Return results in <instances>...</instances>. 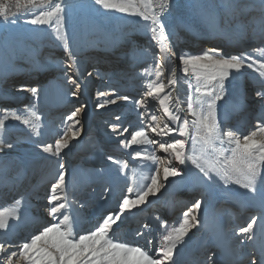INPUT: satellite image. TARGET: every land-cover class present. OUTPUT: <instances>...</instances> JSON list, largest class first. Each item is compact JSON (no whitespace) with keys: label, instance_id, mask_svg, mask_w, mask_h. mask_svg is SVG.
I'll use <instances>...</instances> for the list:
<instances>
[{"label":"rangeland","instance_id":"rangeland-1","mask_svg":"<svg viewBox=\"0 0 264 264\" xmlns=\"http://www.w3.org/2000/svg\"><path fill=\"white\" fill-rule=\"evenodd\" d=\"M62 1L64 4H69L72 1L68 7L64 6L62 33L68 41L69 48L71 47L73 50L75 46H77V42H79V44L83 43L85 37L88 39L87 45L89 47H94L97 43L102 44V51L111 50L110 47L112 45L108 42L104 43L106 41L103 40V38L110 36L113 40L118 39L119 41L115 46L117 47L116 49L119 50L125 48L124 51L132 50L131 45L135 44V41H133L134 37L148 38L147 41L151 44L152 49L154 48L153 51L148 54H140L139 57L135 56V60L142 61L132 70L128 71L126 75L119 76V74H117V76H119L116 77L118 85H116L115 82V85L111 84L108 89L118 88L123 92L120 91V93L114 97L108 95L104 102L106 100L117 99L118 97L124 96L123 94L125 92L131 93L130 97L132 100H141L144 93L147 91L148 81L154 80L155 76L142 75L139 77L138 85H142V87L146 89L145 91L134 90L123 81L127 79V75H129V78L131 76H138L143 70V68H141L142 66L147 70H151L155 64L156 57H161L163 59L160 51L161 45L151 39L152 33L145 27V25L150 24V22L144 21L139 16L121 13L112 9H104L100 5H97L95 0H90L88 2H74L77 0H53L54 3ZM233 2L234 0H169V8L162 14H160V9L158 7H154L153 10L160 14L161 23L165 26V34L168 38L167 44L170 46H173V44H179L186 38V36L196 35L202 32H212V34H214L213 24L211 21L206 20L211 18L220 29L227 27V25L228 28L233 29L232 35L239 38L241 43L239 46L242 47L238 52L252 55L255 59L264 60V58L259 56V53L258 55L251 52L249 53L250 49H253V45L257 46L258 44L261 46V43L263 42L254 44L250 41L248 45L247 43L241 42L242 39L246 41L249 40L252 36V32L259 28L260 20L264 17V10L260 12L262 8L256 6L255 9L257 10L254 11L252 17L247 21L241 19L239 22L237 21V23L233 22L234 17H236L239 12L234 14V17H230V19L222 20L223 15H228L232 9L235 10L236 5L239 6V0H237L235 6L233 5ZM249 4L250 6H253V3ZM0 5H3L8 9L7 20L0 16V22L7 23L1 30V41L11 39V41H14L15 45L17 44V46L24 48L18 39L11 38L7 35L10 32L15 33L21 31L20 36L25 40L24 43L28 50L27 53L28 55H32L30 57L34 59L25 61L22 57L23 63L18 64L19 67L25 68V70H30V72L38 69L36 72H39L40 67L44 66L51 71L49 76H44L43 80L41 79L36 86L37 89L40 88V91L43 90L41 95H39L40 98L38 101L37 97L27 96L30 98L28 101L30 100L31 105H34L36 108H31L30 112L19 110L14 112L20 116L29 115L33 111L36 112L40 116V119H32L31 124L36 126V131L39 132V135L34 134L31 124L25 125L22 121L12 119L11 115H8L9 119L5 121L6 130H4L3 133H8L5 135L7 136V139L1 140L11 143L12 145L14 143L17 145L14 144L15 146L13 145V147L15 148L8 150L11 151V154H8L9 152L4 153L7 150H3V153L6 156L2 155V158L4 159L0 161V178L2 177L3 179L1 180V183L2 185L5 184L3 186L4 188L9 186V183H5L10 180V177H8L9 175H15L18 178H21L22 181L16 183L20 186L27 182L31 183L32 178L35 177L37 179L39 178V180L45 177H52L49 181L48 187L45 191L38 193L39 195H31L30 193L32 190L28 192L29 195H26L25 190H22L14 196H21L19 199L21 201H26L27 203L26 206H22L20 216L23 214L30 217H38L40 213L45 214L52 219L51 221L47 220L46 226H49L50 224L58 223L59 220H62V215L57 213L55 218L50 216L48 209L52 205L49 203V205H45L44 207L46 208V211L41 210L40 212V209L37 208L38 205L33 204V201L35 199H39L38 201L48 200V196L51 194L50 186L56 181L58 173L61 171V169H59V163H64L65 168L63 171L66 174V187L60 194L66 196L67 199L64 201L65 208L60 211L69 216L70 222L76 233H88L94 230L106 215L115 214L119 211L118 206L125 195L134 197L136 191L143 188L146 183H150V181L145 180V177H148L151 174L155 165L150 161L136 158L135 154L137 151H149L155 146L132 145L131 147H124L121 141L130 140L131 134L135 130L144 127L146 123L150 122L149 117L151 114L161 116L164 122H167L169 126L174 127L175 125L164 116L163 110L156 100H153L154 103H156L154 104V111L148 109L147 106L141 108L135 102L126 104L122 103L123 105L121 104L117 106L114 105L113 108L107 109L106 111H100V108H97V103L101 104V100H96V92L101 88L100 86H105L104 82L96 81L95 83V81L91 79H83L86 69L81 73L78 72L77 68H80V63L77 60H73V57L77 58L76 56L79 55L76 54L77 52L72 53V58L70 60L65 50L61 51V48L64 47V45L61 40L57 39L55 25H32L29 23L33 18V13L46 9L32 6L28 4L27 0H0ZM220 15H222V17L217 20L218 22L214 21ZM247 26L250 29V32L245 35L244 28ZM128 34H132L134 37L128 38L130 43L128 41L127 44L124 39ZM90 38H93L94 40ZM124 42L126 44H124ZM207 47L208 45L203 43L198 49L197 55H204ZM45 48L49 49L48 52L42 53V49ZM261 48H264V44ZM180 51L181 49H178V53H180ZM38 52L40 57L35 56V54L38 55ZM238 52L235 53L230 51V54L238 55ZM144 56L146 58H144ZM94 59V62H96L98 66H101L99 69H102V72H106L107 75L108 73L106 69L109 68L108 65L102 66L99 63V58L96 57ZM169 59H171L173 67H175L176 64L178 69L176 70V73L179 69L182 70L183 65L177 63V57L172 56ZM61 60L64 61V64L61 71H59V61ZM73 61L75 62V68L70 70V73L67 69V65ZM25 62L32 65L25 66ZM165 63L161 65L162 69H165L164 75L161 79L167 84L169 73L167 71L168 67L164 65ZM35 64L37 65L33 67ZM63 68L64 71L62 70ZM7 70L8 69H5V71ZM65 70L68 71V75H72L81 85L80 90L75 97L78 99L76 101H73L74 96L71 95L75 90V86L68 82V75L65 74ZM56 71L59 72L58 75ZM189 71L191 73L192 69L190 68ZM45 73L48 74L49 72L46 71ZM181 73L184 75L183 71ZM20 75L24 77L23 74ZM61 75H65V79L58 80L57 77ZM87 76L88 74H86L85 77L87 78ZM49 78L55 79L53 83L60 84L58 85L60 87L54 86L53 88H49V86H47L49 82H51L49 81L51 80ZM184 78L185 80H180L183 82L180 86H183V90L185 91L182 93V95L184 94L183 97H181L182 99L186 97L185 95H187L186 93L189 91V84L192 85L193 93L194 88L197 85V80L194 75L188 77L184 75ZM260 79L258 72L253 69L245 68L241 73H233L228 80L224 81V98L217 101V119L220 122L222 129L231 128L232 130H236L239 137H242L254 130L257 122L264 121V103L259 101L256 103L254 108L256 112L254 111L253 113L254 115L256 113L258 114L252 119L247 115L244 117L242 114L243 107H241V104L244 103L247 98L254 101L253 98H256L255 92L260 89L261 86ZM8 81L11 83L15 80L9 78ZM21 85H23V83H20L19 86ZM7 86L8 85L5 86V84H0V101H9V99L15 97L14 93H12V95H7L5 93ZM111 86H113V88ZM179 90L178 84L165 88L166 92H172V101L169 104L170 107L176 106L173 99L179 95ZM235 93L241 95V100L239 102L235 99ZM55 100H59L60 102L64 101L65 104H63L62 108L66 109L58 112L57 109H55L56 106L54 108V104L52 103V101ZM110 105L113 104H104V107ZM82 106L83 111L76 117V119L79 120V124L75 125V127L79 129V134L74 139H69V146L62 150L60 158L58 159L48 153L42 152V145H54L55 141L60 139L67 127V124L65 123L66 116L72 111H75L76 108ZM3 107L4 105L0 104V118L4 116V114H1ZM178 107L183 109L180 113L182 118H187L189 121L194 119V117L187 113V106L185 103L179 104ZM142 115L144 116V119H141ZM117 116L122 119L120 121H114ZM237 124L238 126H236ZM112 125H117L118 130L114 132L111 127ZM125 128L128 129L127 132L123 131ZM120 133L125 135L122 140L120 137L122 135ZM1 134L2 132H0V136ZM148 135L153 136L154 134L149 131ZM173 136L174 134L164 137L163 139L171 140L173 139ZM69 137H71V133H69ZM175 138L185 139L184 137ZM156 140L159 141L161 138ZM24 144L25 146H22ZM18 146H21L18 149L22 150H18ZM233 147H235V145L218 143L215 153H212L210 156L202 155L200 151V143L198 142L194 145L189 139L187 140L185 147V155L189 157V159L184 165H180L167 153L157 151L156 155L162 158V163L160 165L161 169L163 167H176L182 171V175L170 177L169 180L165 182L161 172L158 183L166 186L161 187L156 195L147 197L143 204H139L131 211H126L122 215L121 220L113 225L116 238L128 243L130 246H140L142 248L147 247L150 250V254L155 255L157 249L167 246L164 237L171 234L173 229L179 228L184 219V212L188 211L189 208H191V206L201 197H204L205 192L209 187L207 183H211L215 188V192H211V196L214 200L218 199L220 211L223 213V215H217L218 222L220 223V227L221 224L224 226L228 225L230 229L229 231L232 232L231 235L233 236L230 237L234 239L236 245L238 244L240 247H243L244 254L242 258L245 260L242 263L249 264L250 254L253 257H261L259 255H262L264 250V228L262 221H258L257 224L254 225L256 238L254 243L250 242L246 245H242L238 243L236 236L238 229L246 226L251 217L259 216V212L252 211L255 209L250 207L247 200L249 192L246 189L241 188L239 184L232 183V181L236 179L243 180V177L233 174L226 182L223 176L214 173L215 180L212 182L209 181L204 173L192 163L193 157L200 156L199 163L207 167L209 162H215V159L219 157L221 162L217 163L216 167L221 168L223 167V156L231 157L232 153L230 149ZM17 150L18 152L14 154L13 152ZM109 156L113 157L118 163H109ZM170 160L171 163H169ZM123 162H127L128 167L121 170ZM262 175H264V172H262ZM128 187L134 189L132 194L127 192ZM5 189L7 190V188ZM29 199L32 200L31 203L28 202ZM204 206L205 205L201 203L200 208L195 210V215L198 220L197 226L191 228L188 235L184 237V241L179 243L174 250L175 264L220 263L217 262L215 258L217 257V248H219V245L215 242L216 245L214 241H212L211 236V240H209V237L207 236H205V238L202 236L206 231L203 229L212 231V227L209 226V224L200 227L206 208ZM16 222L11 225V228L7 233H4V235L8 237L0 240V243L7 242L8 244H11V248H13L11 251H18L19 245H22L24 242H29L33 235H37L39 233L38 231L42 230V228H40L35 231L34 227L37 226L38 223L35 221L31 222L34 223V225H32L33 228L30 229V231L24 229L23 226L18 227L19 224L22 225L24 218L22 219L20 217ZM148 226H150V228ZM138 233H144V235L141 236L138 235ZM148 240L152 241L150 245L147 244ZM200 245L204 246V251L203 255L199 258L196 252ZM215 251L216 253H214ZM212 253L215 254V256H213V258H215L214 260L211 259ZM218 253L220 255V249ZM261 261L262 260L260 259V262ZM21 264H24V262L21 261Z\"/></svg>","mask_w":264,"mask_h":264},{"label":"snow or ice","instance_id":"snow-or-ice-1","mask_svg":"<svg viewBox=\"0 0 264 264\" xmlns=\"http://www.w3.org/2000/svg\"><path fill=\"white\" fill-rule=\"evenodd\" d=\"M27 2L40 9H46L33 13V18L29 23L32 25H55L57 39L62 41L65 52L71 60L72 53L68 41L62 33L64 12L62 3H54L53 0H27ZM95 3L104 9L139 16L144 21L150 22L145 27L152 33L151 39L161 45L160 51L163 59L156 57L152 71L145 70L149 76L154 75L155 79L148 81L144 96L145 98L152 97L153 100L158 101L164 116L172 121L175 126H169L161 116L151 114L150 122L135 130L131 134L130 140L121 141L124 147H131L132 145L155 146L149 151H137L135 154L136 158L150 161L155 165L151 174L145 177V180L150 181V183H146L143 188L136 191L134 197L125 195L118 206L119 211L117 213L106 215L94 230L85 234L76 233L69 216L60 211L65 208L64 201L67 197L60 194L66 187V174L63 171L64 163H59L61 171H59L56 181L51 184L48 203L52 206L48 212L54 218L57 213H60L62 220L44 227L39 234L33 235L29 242L19 245L18 251H9L12 245L7 242L0 243V264H21V261L24 264H175L174 250L179 243L184 241V237L188 235L191 228L197 226L198 220L195 210L200 208L202 201L197 200L188 211L184 212V219L179 228L173 229L171 234L164 237L167 246L157 249L155 255L150 254L147 247L130 246L128 243L117 239L113 225L121 220L126 211H131L139 204H143L147 197L156 195L161 187L166 186L158 183L161 172L165 182L170 177L182 175V171L176 167H163L161 169L162 158L156 153L157 151L167 153L180 165H184L189 159L185 155L186 142L189 139L194 145L199 142L201 154L208 156L216 152L218 143L235 145L230 149L231 157L223 156V167L221 168L216 167V164L221 162L219 157L215 159V162H209L207 167L199 163L200 156L192 158V163L204 173L209 181L214 182V173L223 176L226 182L231 175L236 174L242 176L243 180L236 179L232 183L239 184L241 188L246 189L253 196L259 190L258 182L264 188V175H262L264 172V121L257 123L255 129L249 134L239 137L231 129H222L217 119V101L222 100L225 94L224 81L228 80L233 73H241L245 68L253 69L259 73L261 86L255 92V97L259 102L264 103V60L255 59L252 55L243 52L238 55H222L218 48H209L204 55H182L179 57L180 64L183 65L182 71L186 77L194 75L197 85L193 93L192 85L189 84V94L183 99L177 95L174 98L176 106L170 107L172 92H166L165 88L177 85L179 81L176 78V69L169 59V56H175V52L167 44L165 26L160 19V14L170 6L169 0H155V2L154 0H95ZM154 7L160 9V14L153 10ZM261 8L264 10V0H261ZM0 16L5 20L8 19V9L3 5H0ZM260 25L264 30V17L261 18ZM253 52L264 56V48H255ZM165 62H167L169 73L167 84L161 79L165 71L161 65ZM74 68V61L67 65L69 71ZM190 68L192 69L191 73ZM65 74L68 75V71ZM88 75L91 76L92 73L89 72ZM68 82L75 86L71 95L76 97L81 87L80 83L72 75H68ZM29 90L34 95L39 91L35 87ZM97 95L107 96L109 93L99 92ZM118 99L127 101L131 98L121 96ZM116 102V99H110L106 100L104 104H115ZM135 103L141 108L146 107L144 99L137 100ZM181 103L186 104L187 113L194 117L192 121L181 117L180 113L183 109L178 107ZM104 104H98L97 108L104 107ZM82 111L83 106L76 108L75 111L66 116L67 127L60 139L56 140L54 145H42V152L60 158L62 150L69 146V139H74L79 134V129L75 127L79 124L76 117ZM11 118L22 121L25 125H30L32 119L39 120L40 116L33 111L26 116L12 113ZM8 119L7 114L0 118V132L6 130L5 121ZM116 119L119 120L120 117L117 116ZM141 119H144L143 115ZM31 127L34 134L39 135L36 126L31 124ZM111 127L114 132L118 130L117 125ZM123 131L127 132L128 129L125 128ZM149 131L154 135L149 136ZM69 133H71V137H69ZM173 134V139H163ZM157 136L161 137V140L158 141L154 138ZM175 137H184L185 139ZM5 147L11 149L13 145L0 140V152ZM108 159L113 163H118L111 156ZM127 167V162H123L121 170ZM127 192L132 194L134 189L128 187ZM22 206L23 202L16 200L13 206L0 209V232L7 233L11 228L9 221L20 219ZM258 219L259 217L253 216L246 226L238 229L236 232L238 243L242 245L254 243V225L257 224ZM138 235L142 236L144 233H138ZM151 243V240L147 241V244L150 245ZM260 259L261 257H253L250 254L249 264H260Z\"/></svg>","mask_w":264,"mask_h":264},{"label":"bare ground","instance_id":"bare-ground-1","mask_svg":"<svg viewBox=\"0 0 264 264\" xmlns=\"http://www.w3.org/2000/svg\"><path fill=\"white\" fill-rule=\"evenodd\" d=\"M82 1L88 2L90 0H77L74 2H82ZM236 2H237V0H234V2H233L234 6L236 5ZM60 3H62L63 7L64 6L68 7L72 3V1L69 4H64L63 1ZM249 3H253V6H250ZM256 6L261 7V0H239V6L236 5L235 10L232 9L231 12L228 13V15H223V17H222V15L218 16L217 19L214 21L218 22L217 20H219L220 17H222V20L230 19V17H232V16L234 17V14H236L238 12L239 13L237 14V16L234 17L233 22L237 23V21L239 22L241 19H244L247 21L252 17V14H254V11L257 10V9H255ZM262 11L263 10H260V12H262ZM224 12H226V11H224ZM206 20L211 21V23L213 24V26H214L213 28H214V32H215L214 34H212V32L211 33L210 32H202V33H199L196 35L186 36V38L183 39L177 45L176 44H173V46L168 45L172 49V51L175 52V57H177V61H178L177 63H179V65H180V61H179L180 56H182V55H197V51L203 43H206L208 45V47L206 48V51L209 48H218L221 50L222 55H229L230 56L231 55L230 51L237 53L239 49H242V47L239 46L241 44L239 41V38L232 35V32H233L232 28H228V25H227V27L220 29V27L216 23H214L211 20V18H208ZM6 24H7L6 22H0V33H1V30L6 26ZM122 31H123V29H122ZM249 32H250V29L248 28V26L245 27L244 28V34L247 35ZM20 33H21V31H17L15 33L10 32L7 35L11 38L18 39L20 44L23 45L24 48H22L21 46H17V44L15 45L14 41L13 40L11 41V39H5L3 41H1V39H0V84H5V86L8 85L7 90H5V93L7 95H10V94L12 95V93H14V95H15V97L9 99V101L8 100L7 101L6 100L0 101V104L4 105L3 111H1V114H4V115H6V114L11 115L12 113H14L18 110L30 112L31 108H36V107H34V105H31L30 100L28 101V99H30V98H28L27 96L37 97V101H38V99L40 98L39 95H41L43 90L40 91V88H39L38 93L34 95L29 89H31L33 87L37 88L36 86L39 84L40 80L41 79L43 80L44 76H46V75L49 76V74L51 73L50 69H46L44 66L40 67L39 72H36L38 69L36 71L30 72V70H25V68L19 67L18 64L23 63L22 57H23V60H25V61L34 60L30 57L32 55H28V53H27L28 50L26 49V45L24 43L25 40H23L21 38ZM122 36H124V35H122ZM130 37H134V36L132 34H128V35H126V37L124 39V41L127 42V44L129 41L128 38H130ZM243 37H244V35H243ZM41 39H42V37H41ZM90 39L94 40L93 38H90ZM240 39H241V37H240ZM103 40L106 41L104 43L108 42L110 45H112L110 47L111 50L102 51L101 50V49H103L102 44H98V43L94 47H89L87 45L88 44L87 37H85L83 43L79 44V42H77L76 43L77 46H75L74 50L70 47L71 53L77 52L76 54L79 55V56H76L77 58L73 57V60H75V61L77 60L80 63V68H77V71L81 73L84 69H86L85 75L83 76V79L84 78L87 80L91 79V80L95 81V83H96V81L104 82L105 86H100L101 88H99L96 92V100H99V101L101 100V104L104 103V100L106 97H108V95L107 96H98L97 94L99 92H107V93H109L110 96L112 95V97H114L118 93H120V91L123 92L122 90H119L118 88L117 89H108V87L111 84L115 85V82H116V85H118L117 84L118 81L116 80V77L126 75L128 71L132 70L135 66H137V64H139V62L142 61V60H135L134 59L135 56L139 57L140 54L151 53L154 49V48L152 49L151 44L147 41L148 38H145V37H142V38L134 37L133 41H135L134 42L135 44L131 45L132 50H125V51H124L125 48H121L119 50L116 49L117 47H115V46L119 42L118 39L113 40V38L110 36L107 38H103ZM250 41H251V43H254V44H256L258 42H260V43L263 42V43H261L262 44L261 46H259L258 44H257V46L253 45L252 46L253 49L261 48L263 46V44H264V30H262L261 25H259V28L255 29L252 32V36L250 37L249 40H247V41L244 39L241 40L242 43H247V45L250 43ZM125 42H124V44H126ZM129 43H130V41H129ZM178 49H181L180 53H178ZM253 49L252 50L250 49L249 53L251 52L253 54L258 55V53L253 52ZM48 50H49L48 48L42 49V53L48 52ZM62 50H65L64 47L61 48V51ZM135 50H137V51H135ZM93 54H94V56H93ZM238 54H240V52H238ZM35 56L40 57L39 52H38V55L35 54ZM59 56H61V55H59ZM259 56H261V55H259ZM96 57L100 59L99 63L102 66L108 65L109 68L106 69L107 73H108L107 75H106V72L103 73L102 72L103 70L99 69V67H101V66H98L96 64V62H94V60H95L94 58H96ZM170 57H172V56H169V58ZM144 58H146V57L144 56ZM261 58H264V56H261ZM59 62H60L59 71H61V68L64 64V61L61 60ZM13 63H15V64H13ZM24 65L25 66H27V65L31 66L32 64L25 62ZM36 65L37 64L33 65V67H35ZM164 65L166 67H168L167 62ZM54 67H55V65H54ZM141 68H143V70L141 71V73L138 74V76H135V77L131 76L129 78L128 77L129 75H127V77H126L127 79L126 80L123 79L124 80L123 82H125L126 84H128L129 87L131 86L132 89L137 90V91H140V90L145 91L146 90L142 87V85L141 86H140V84L138 85L139 77L142 75H148L145 72L146 68L143 66ZM5 69H8V70L5 71ZM175 69L178 70L176 64H175ZM62 70L64 71V68ZM46 71L49 73L48 74L45 73ZM151 71H152V69L148 70V72H151ZM89 72H91L92 75L91 76L88 75L86 78L85 76ZM181 72H182V70H180V69H179V71H177L176 78L179 80V83H178L179 89H180L179 90V96L183 97L184 94L182 95V93H184L185 91L183 90V86H180L183 83L180 80H185V78ZM58 73L59 72H57V75H58ZM20 74H23L24 77ZM117 74H119V76H117ZM65 77H66L65 75H63V76L61 75V76H58L57 79L62 80V79H65ZM9 78H12L15 81L10 83V81H8ZM49 79H51V80H49L51 82H49V84L47 85V86H49V88H53L54 86L60 85V84L53 83L55 81V79H52V78H49ZM20 83H23V85L19 86ZM17 86H19V87H17ZM40 86H42V85H40ZM58 87H60V86H58ZM111 87L113 88V86H111ZM186 94L188 95L189 91ZM123 95L130 97L131 93L125 92ZM187 95H185V96H187ZM3 99H4V97H3ZM141 99H145V105L147 106L148 109H151L153 111L155 110L154 104H156V103H154L152 98H150V97L145 98V96H143ZM235 99L237 102H239L241 100V95L238 93H235ZM253 99H254V101L252 99L247 98V99H245L244 103L241 104V107H243V113L242 114L244 115V117L247 115L249 118L252 119V118H254V116L256 114H258V113H256L254 115V113H253L255 111L254 108L256 106V103L258 102V99L257 98H253ZM76 100H78V99L73 97V101H76ZM116 101L117 102L115 104L110 105L108 107H102L99 110L100 111H103V110L106 111L107 109L113 108L114 105L117 106V105H121L122 103L126 104V103H134L135 102V100H132V98L130 100H127V101H125V100L122 101V100L117 98ZM174 101H175V99H173V102ZM67 102H68V100H67ZM52 103L54 104V108L56 106L55 109H57L58 112L63 110V109H66V108H62L63 104H65L64 101L60 102L59 100H55V101H52ZM97 105H98V103H97ZM58 106H60V107H58ZM121 119L122 118H120L118 121H120ZM127 120H128V118H127ZM114 121H117V119L115 118ZM255 125H257V124H255ZM236 126H238V124ZM255 127H254V129H255ZM229 129H231V128H229ZM233 131L236 132V130H233ZM3 132L0 136V140L1 139H7V136H5V135L8 133H3ZM124 136L125 135L120 136L121 140ZM155 138L160 139L161 137L157 136ZM15 145H17V144H15ZM22 146H25V144ZM19 147H21V146H18L17 149ZM12 148H15V147H12ZM4 149L7 150L4 153L9 152L8 154H11V151H8V150H10L9 148H4ZM18 150H22V149H18ZM18 150L14 151L13 153L16 154V152H18ZM4 153H3V151L0 152V161L4 159V158H2V155L6 156ZM108 162L113 163L110 160ZM8 177H10V180L5 182V183H9V186L5 187V188H7V190L3 187L5 184L2 185V183H1V180H3L2 177L0 178V209H4V208H8L10 206H13L14 202L16 200H20L19 197H21V196L14 197L19 191L25 190L26 195H29L28 192L31 190H32V192L30 193L31 195H33V194L37 195L38 193L45 191V189L48 187L50 179L52 178V177H47V178L45 177V178H41L39 180V178L37 179L35 177V178H32L31 183L27 182V183L22 184L20 186V185H17L16 183L22 181L21 178H18L15 175H9ZM38 177H40V176H38ZM207 184L209 185L208 190L205 192L204 197H201L199 199L200 201H202V204L205 205L204 207H206L204 217H203V220L201 221L200 227H204L206 224H209V226L212 227V231H209L207 229L202 228L203 230L207 231V232L205 231V233H203L202 236L204 238H205V236L209 237V240H211L210 239V236H211L212 241H214V243L216 242L219 245V248H217L218 249L217 257H215L217 262H220L218 264H243L242 262H244V260H245L242 258L243 254H244V251H243L244 249H243V247H240L238 244H237L238 245V247H237L236 243L234 242V239H232V237H233L231 235L232 232L229 231L230 229H229L228 225L224 226L223 224H221V227H220V223L218 222V216L217 215L218 214L223 215V213L220 211V204H218V199L214 200L211 196V192H215V188H214L213 184H211V183L210 184L207 183ZM258 189L259 190L255 196H253L252 193H249V195L247 196V200L250 204V207H253V209H255L252 211H256L257 213L259 212L258 221H262V225L264 228V189H262L259 185H258ZM12 197H13V199H12ZM45 199H46V197H45ZM38 200L39 199H37V200L35 199L33 201L34 202L33 204L38 205L37 208L40 209V212H41V210L46 211V208H44V207H45V205H49L48 200L47 201L46 200L45 201H38ZM31 201L32 200L29 199L28 202L31 203ZM22 202H23V206L27 205L26 201H22ZM20 217L22 219L24 218V222L22 223V225H20L18 223L19 224L18 227L23 226L24 229H27L29 231H30V229L33 228L32 225H34V223H31V222H34V221L36 223L38 222L37 226L34 227L35 231H36L40 228L43 229L44 227H46L47 220H49V221L52 220L49 216H46L45 214H41V213L39 214L38 217L37 216L30 217V216H26L23 214ZM15 222H16V220H10L9 221L10 225L14 224ZM148 227L150 228V226H148ZM148 227H147V229H148ZM41 231L42 230H39L38 232L40 233ZM230 236H232V237H230ZM7 237L8 236L4 235L3 232H0V240L6 239ZM203 247L204 246L200 245V247L198 248V250L196 252L199 258L201 257V255H203V251H204ZM18 248H19V246H18ZM18 248H16V249H18ZM12 249L13 248H9V251H11ZM219 249H220V255L221 256L218 253ZM214 253H216V251ZM214 253H212V256H211L212 260L215 259V258H213V256H215ZM259 256H261V260H262L260 262V264H264V250H263V254L259 255Z\"/></svg>","mask_w":264,"mask_h":264}]
</instances>
